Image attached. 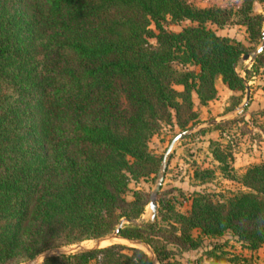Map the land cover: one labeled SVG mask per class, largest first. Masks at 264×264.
<instances>
[{
	"label": "trees",
	"instance_id": "obj_1",
	"mask_svg": "<svg viewBox=\"0 0 264 264\" xmlns=\"http://www.w3.org/2000/svg\"><path fill=\"white\" fill-rule=\"evenodd\" d=\"M254 1L264 0H241L232 12L188 0H0V264L94 240L122 218L133 222L118 235L145 242L158 264H175L169 244L195 249L193 229L210 238L229 232L247 250L264 244V163L245 169V191H194L187 213L158 191L154 219L138 222L148 194L131 189L126 198L130 182L156 175L162 156L149 150L151 136L196 123L193 96L199 105L215 99L217 78L244 89L235 66L247 47L208 25L236 14L257 42ZM184 20L178 31L165 27ZM209 146L227 176L229 154ZM212 176L193 170L202 182ZM206 258L223 260L215 246ZM39 264L152 263L137 247L110 243Z\"/></svg>",
	"mask_w": 264,
	"mask_h": 264
},
{
	"label": "rangeland",
	"instance_id": "obj_2",
	"mask_svg": "<svg viewBox=\"0 0 264 264\" xmlns=\"http://www.w3.org/2000/svg\"><path fill=\"white\" fill-rule=\"evenodd\" d=\"M188 2L197 7H220L232 12L241 5V0H188ZM263 11L264 1L252 2L251 13L261 16V25ZM230 19L229 23L222 27L208 26L216 34L238 41L247 47L246 54L249 56L243 60L240 57L244 54L239 57L235 72L243 78L249 87L248 101L241 110H235L244 101L245 90H229L219 78L214 83L217 94L215 99L207 101L204 105H199L193 96V110L196 112L197 118L196 123L187 128H198L187 137L174 143L158 190L178 212L187 213L190 196L194 191L220 192L223 196H228L237 190H247L240 182L243 172L252 164L264 163V47L256 53L255 49L259 45V39L255 43L249 40L245 26L236 22L238 21L236 14H232ZM188 23L185 20L178 23L166 22L165 27L170 31H178ZM148 40L151 44L154 43L152 38ZM231 96H236L239 99H229ZM235 100L239 102L230 108L231 102ZM210 120H215V122L209 125L204 124ZM200 130L202 132L198 134ZM178 132L176 127L170 128L167 125H162L149 139L147 144L149 150L156 156H162L170 139ZM209 142H216L221 149L229 154L227 176L219 171L217 161L212 158ZM197 167L212 169L213 176L206 181H199L193 177V170ZM155 176L151 174L145 180L139 179L137 182H130L126 198H130L131 189L143 190L149 198ZM149 214L146 205L137 221H147ZM191 235L199 237V245L195 249L179 250L169 244L171 259L175 261V264H207L206 251L212 246H215V253L221 255L222 264H264V244L255 250H247L229 232H224L216 238H210L198 234V230L193 229ZM112 242L137 247L146 253L152 264H158L153 260L151 254L141 246L132 245L119 239H114ZM107 243L104 241L100 245ZM93 245V240H85L58 247V250L77 251L80 248H90Z\"/></svg>",
	"mask_w": 264,
	"mask_h": 264
},
{
	"label": "water",
	"instance_id": "obj_3",
	"mask_svg": "<svg viewBox=\"0 0 264 264\" xmlns=\"http://www.w3.org/2000/svg\"><path fill=\"white\" fill-rule=\"evenodd\" d=\"M262 17H263V21H262L261 30H260L259 45L255 49L256 53L260 52L262 50V48L264 47V11L262 12ZM248 56H249L248 54H244L240 58L243 60V59H246ZM243 85H244V90H245L244 101L238 107H236L235 110H241L244 107V105L247 103V101H248L249 87L245 83L244 80H243ZM214 122H215V120H210V121L205 122L204 124L205 125H209V124H212ZM197 128L198 127L186 128V129L176 133L170 139L169 144L167 145V147H166V149H165V151H164V153H163V155L161 157V160H160L157 172H156V176H155V179H154L153 187L151 189V194H150V197H149V201L147 203V207H148V210H149V213H150L149 214V221H152L154 219V217H155V213H156L155 195H156L157 191L159 190L160 185L162 183L164 172H165V169H166V166H167V163H168V160H169V157H170V153L172 151L174 143L176 141H178V140H181V139L187 137L192 131L196 130ZM130 222H133V220L129 219V218H122L119 221V223L116 226V228L114 230H112L110 233L95 238L93 240L94 241V245L92 247H90V248L101 247L103 245H100V244L102 242H104V241L108 242L107 244H110V243H113L111 240L119 239V240L126 241L129 244L143 247L147 251V253L151 254V257L153 258V260L156 261L155 256H154L151 248L145 242H142V241H139V240H136V239H125V238H122V237H120L118 235V230H119L121 224L122 223H130ZM90 248H80L77 251L86 250V249H90ZM43 252L37 254L33 259H31L32 261L29 260V261H25V262L18 263V264H30V263L31 264H39V262H41L44 258H46L48 256H52V255H56V254H66V253H71V252H75V251H72V250L65 251V252L64 251H59L58 247H56V248L48 249L45 254H43Z\"/></svg>",
	"mask_w": 264,
	"mask_h": 264
},
{
	"label": "bare ground",
	"instance_id": "obj_4",
	"mask_svg": "<svg viewBox=\"0 0 264 264\" xmlns=\"http://www.w3.org/2000/svg\"><path fill=\"white\" fill-rule=\"evenodd\" d=\"M111 241H113V240H111Z\"/></svg>",
	"mask_w": 264,
	"mask_h": 264
}]
</instances>
